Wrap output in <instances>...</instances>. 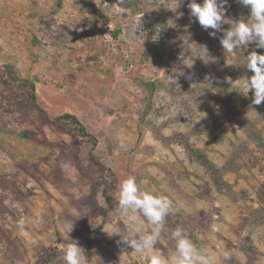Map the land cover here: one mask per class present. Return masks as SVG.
Here are the masks:
<instances>
[{"label": "rangeland", "instance_id": "374dc122", "mask_svg": "<svg viewBox=\"0 0 264 264\" xmlns=\"http://www.w3.org/2000/svg\"><path fill=\"white\" fill-rule=\"evenodd\" d=\"M55 2L0 0V68L12 64L32 81L38 104L18 105L0 82V264L39 263L52 250L45 264H65L70 225L85 264H147L113 233L147 230L142 216L119 210L118 186L129 176L175 209L154 252L169 256L179 227L217 264H264V104L253 106V92L235 87L252 75L243 58L264 48L249 43L229 54L220 43L249 9L226 0L225 22L211 36L190 0ZM145 81L159 85L142 120ZM41 109L79 119L96 142V165L89 147L82 157L101 171L79 170L69 135L43 122ZM102 178L113 183L104 220L91 216L89 201ZM96 200L106 206L101 192ZM89 227L97 233L86 246Z\"/></svg>", "mask_w": 264, "mask_h": 264}, {"label": "clouds", "instance_id": "9594fccd", "mask_svg": "<svg viewBox=\"0 0 264 264\" xmlns=\"http://www.w3.org/2000/svg\"><path fill=\"white\" fill-rule=\"evenodd\" d=\"M238 2L249 9L250 16L247 21L240 19L232 22L231 27L224 30L220 39L222 48L229 54L241 49L242 46L247 47L249 43H254L257 48H264V0H238ZM225 3L226 0H203L202 3L190 0L188 7L191 16L195 17L204 29H212L213 31L209 34L215 36L216 31L221 30L222 22H225L223 7ZM178 4L172 9L173 11ZM204 50L207 53L206 48ZM208 59L207 56V59H204L205 62ZM243 59V64L252 72V75L237 79L235 87L244 95H247L249 90L253 92V106L264 104V54L253 51ZM191 64L185 65L191 67ZM176 71L180 75L183 74L179 70ZM228 82L231 85L234 83L230 79ZM117 200L121 213L130 212L133 221L142 216L146 221L147 230L143 231V226H132L129 229V237L123 236L119 230L113 233L119 234V242L130 246L135 253L147 261V264H217L215 256H210L205 250L198 248L179 227L170 232V238L175 241V249L169 256L165 257L153 251L154 246L161 239L165 218L175 211L169 198L142 190L135 177L129 176L119 184ZM24 226V221L21 220L18 227ZM71 230L72 225L65 234L69 241L63 250L65 264H85L84 249L68 235ZM222 256L224 260H229L231 253L224 251Z\"/></svg>", "mask_w": 264, "mask_h": 264}, {"label": "trees", "instance_id": "16d2710c", "mask_svg": "<svg viewBox=\"0 0 264 264\" xmlns=\"http://www.w3.org/2000/svg\"><path fill=\"white\" fill-rule=\"evenodd\" d=\"M55 5L57 7L61 6V0H56ZM116 32H113L112 35L115 37ZM0 82L5 85L10 93L13 99L16 101V103L22 107L25 108H32L37 107V101H36V94H35V87L32 81L22 78L16 71V68L14 65H5L3 68H0ZM158 82L156 81H145L143 82V86L145 90L147 91V100L146 104L142 110V120L145 119V117L150 113L152 109V102L153 97L156 91V88L158 87ZM40 116L41 120L45 123L51 124L55 130L69 135L71 139V144L74 147V158L75 162L77 163L79 170L83 172L85 175H90L94 173L95 171H101L102 169H99V167L95 168L94 166L91 167V164H95V159H93L92 155V149L94 148L96 142L91 136L86 128L82 125V123L79 121V119L69 113H62L59 115L54 116L53 118H49L47 113L44 110H40ZM21 136L26 139H35L34 136L29 131H24L21 133ZM85 147H89V157L92 163L86 165L85 159L82 157V151ZM195 157H197L201 162H205V159L201 153H197L195 151L191 152ZM104 171V170H103ZM95 172V173H96ZM103 184V185H102ZM113 185L112 182H108L106 178H102L99 181H96L93 190L89 194V201H90V209H91V216L93 218H101L105 219L107 215L106 207H111V200L112 198L106 194V189ZM103 186V187H101ZM102 193L105 197L106 206L99 205L97 202V196L99 193ZM101 226V225H99ZM88 237L86 238L85 245H91L93 243V237L97 233L96 228L89 227ZM55 250H52L48 257L42 259L39 263L35 264H45L46 261L51 259L54 255Z\"/></svg>", "mask_w": 264, "mask_h": 264}]
</instances>
